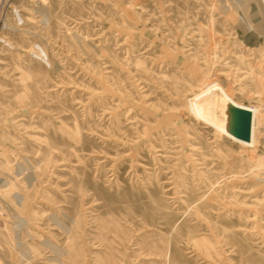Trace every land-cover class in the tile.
I'll list each match as a JSON object with an SVG mask.
<instances>
[{
    "label": "rangeland",
    "instance_id": "374dc122",
    "mask_svg": "<svg viewBox=\"0 0 264 264\" xmlns=\"http://www.w3.org/2000/svg\"><path fill=\"white\" fill-rule=\"evenodd\" d=\"M0 264H264V0H0Z\"/></svg>",
    "mask_w": 264,
    "mask_h": 264
},
{
    "label": "bare ground",
    "instance_id": "6f19581e",
    "mask_svg": "<svg viewBox=\"0 0 264 264\" xmlns=\"http://www.w3.org/2000/svg\"><path fill=\"white\" fill-rule=\"evenodd\" d=\"M214 90H216L214 87H210V88L206 89V91L203 93L204 96L201 97V98L204 99V100H207L209 102V105H210L209 108H211V113H214V111L218 110L220 108V103H221V105H222L221 109H222V112H224V119H223L224 122L220 123L217 118L213 119L214 116H209V115L203 113V111H202L203 109L201 110V108H199L198 103H197L198 98H200V97H195L193 99V103L196 104L195 106H198L197 112H196L197 119L200 120V121L205 120V121H207V123H209V122L212 123V124L216 123L214 125L219 127V129L221 130L222 134H227L231 138L239 139L236 136H234L231 132H229V129L227 127L223 126L224 123H227V119H228L227 107H225V105H224L225 104V100L223 101V99H221L219 97L218 98H213V93L215 92Z\"/></svg>",
    "mask_w": 264,
    "mask_h": 264
},
{
    "label": "water",
    "instance_id": "95a60500",
    "mask_svg": "<svg viewBox=\"0 0 264 264\" xmlns=\"http://www.w3.org/2000/svg\"><path fill=\"white\" fill-rule=\"evenodd\" d=\"M227 114V124L230 132L239 139L246 141L249 140L251 114L231 105H228L227 107Z\"/></svg>",
    "mask_w": 264,
    "mask_h": 264
}]
</instances>
